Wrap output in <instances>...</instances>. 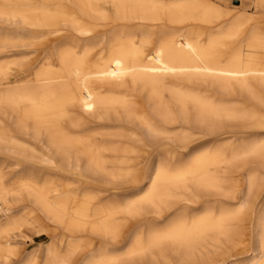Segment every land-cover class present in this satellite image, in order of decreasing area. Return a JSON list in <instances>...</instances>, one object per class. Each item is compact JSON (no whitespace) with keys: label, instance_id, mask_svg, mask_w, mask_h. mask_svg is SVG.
I'll use <instances>...</instances> for the list:
<instances>
[{"label":"bare ground","instance_id":"1","mask_svg":"<svg viewBox=\"0 0 264 264\" xmlns=\"http://www.w3.org/2000/svg\"><path fill=\"white\" fill-rule=\"evenodd\" d=\"M29 1L0 0V16H17L26 21L27 6L24 3ZM38 1L36 9L43 17V23L24 25L55 26L65 16L54 15L52 12L60 8L62 3L70 2L82 16L104 22L105 27L111 26L109 34L113 42L109 46L110 57L100 65L104 77L97 79L90 72L94 65L75 58L73 47L68 43L57 51L56 67L44 68L39 76L27 70L23 78L16 75L13 83L8 80L3 81L5 84L0 82V153L14 150V153L18 151L24 154L31 141V146L39 145L48 154L42 163L59 165L74 177L85 176L88 180L100 182L106 178L125 181L134 177L133 169L124 166L128 163L126 157L122 156L117 161L118 166L108 169V160L103 154L111 151L105 142L97 144L91 134L75 126L71 129L64 127L69 113L67 109L71 106L98 122H111L110 119L114 117L115 120L137 126L141 133L128 137L132 145L123 150L125 155L134 154L135 145L155 151L160 137L173 142L171 137L161 135L169 125L179 124L183 134L194 125L202 133H193L192 136L214 139L230 134L232 138L240 140L235 133L238 130H264V31L252 23L248 12L236 10L238 6L225 11L206 3L171 7L163 0ZM255 3L264 13V0H256ZM179 7L181 10L177 13ZM177 14L180 22L206 24V39L198 41L199 29L195 31L193 28L175 48L171 47V41H161L158 51L143 66L139 47L129 43L126 38L128 27L121 23L137 22L144 25L141 32L149 34L147 26L153 30L160 23H173L172 19ZM72 26L73 32L79 35L95 31V28L80 22ZM28 33L25 29L22 31V35L30 36ZM61 33L55 29L50 35ZM146 43L147 40L143 42ZM114 75L127 76L133 83L146 85L149 93L147 108L135 107L129 96H119L115 100L91 88L94 83H110V77ZM32 77L34 85L19 84L22 79L28 81ZM160 90L168 92V103L163 102ZM229 121L236 123L233 125L236 131L225 127V122ZM183 134V140L176 145L185 153L189 150L190 142ZM106 136L111 138L117 135L107 133ZM258 150L251 148L240 154L230 150L199 151L192 154L186 167L173 172L158 165L149 179L144 178L148 185L140 191L142 200L128 203L123 213L137 216L142 211L141 205L146 203L152 214L162 218L172 210V199H177L191 210L197 209L202 204L199 196L188 190L184 195H181L182 191L180 194L175 191L183 189L186 184H190L195 191H216L221 183L219 166L235 156L264 154V151ZM156 155L158 164L162 160L166 161V157L169 160L175 157L168 151L156 152ZM28 164L29 167L11 174L5 171L7 161L0 159V255L4 264H12V260L13 264H72L76 252L82 248L89 249L91 254L81 264H121L125 260L131 263L148 258L155 263L157 259H164L166 247L178 246L189 250L195 244L206 243L207 239L212 241L213 246L220 239L234 245L245 243L246 229L244 225H236V213H220L202 207L199 215H184L168 222L145 241L139 238L131 240L126 254L108 260V254L112 253L113 248L103 252L91 250L93 242L87 240L83 244L81 235H90L95 226L102 232L99 235L101 238L110 243L117 242L118 225L111 217L113 213L110 204H95L90 196L78 199L79 196L62 193L60 190L48 193L41 184L40 171ZM258 175L257 171L243 175L242 194L239 190L242 187L240 179L232 186L233 200H238L240 205L237 211L245 209L244 221L249 226L250 249L243 264H264V183ZM138 189L134 193L139 194ZM117 190L114 188L113 191ZM20 191L24 192V197L16 201ZM46 222L56 229L49 233V240L44 247L26 251L24 255L14 248L17 233L24 237L25 229L35 231L38 228L43 231ZM53 239L62 240L72 247L66 260H57L51 256ZM229 258L232 256L201 264H232ZM177 264L192 263L185 257L179 259Z\"/></svg>","mask_w":264,"mask_h":264},{"label":"rangeland","instance_id":"2","mask_svg":"<svg viewBox=\"0 0 264 264\" xmlns=\"http://www.w3.org/2000/svg\"><path fill=\"white\" fill-rule=\"evenodd\" d=\"M163 1L167 6L171 7H175L177 5L195 6L206 3L218 8L219 10L225 11L232 10V6H238V9L236 10H244L248 12L252 19V23L259 25L262 31H264V13L256 5V0ZM38 3V0H30L28 3H24L27 6V13L25 14L27 17L26 21L17 16H0V82L5 84L3 81L8 80L13 83V78L16 75H21L20 77L23 78V74L27 70L36 72L39 76L41 70L44 68L50 69L56 67L58 64L56 55L57 51L68 43L73 47L75 58L84 59L85 62L94 65V68L90 70V72L92 71L91 74H94V78L98 79L104 77V75L102 76L103 72L100 70V65L106 63L110 57L109 46L113 42V38L110 37L109 34V28L111 26L105 27L104 22H98L82 16L70 2L62 3L60 8L52 12L54 15L65 16L63 19H60L55 26L38 27L24 25L23 23L34 25H41L43 23V17L36 9V5H38ZM179 10H181V7H179L176 12L179 13ZM172 20L173 23H160V25L153 30L150 26H147L149 34H143L141 31L144 30V25L137 22L121 23L122 25L128 27L129 33L126 35V38L129 39V43H132V45L136 48L139 47L138 49H140V52L142 53L141 62L143 66L147 65L149 60L158 51L161 41L169 40L172 42L171 47L175 48L176 45L186 37L187 33L190 30H193V28L195 31H198L199 29L200 36L198 41L203 42L206 39L207 34L205 33L206 30H204L206 24L194 23L192 21L180 22L179 14L175 15ZM75 22L91 26L95 28V31L87 35L76 34L72 30V25ZM160 27L161 29H159ZM24 29L31 35H22V31ZM55 29L60 30L62 33L59 35H50ZM145 40H147L148 43L143 44ZM84 77L85 76H82L81 78ZM110 78H112L110 83H94L91 85V88L94 89L96 93L112 96L115 100L119 96H129L135 107L140 109L147 108L146 102L148 101L149 93L146 85L144 86V84L133 83L127 76L121 77L119 75H114ZM33 79V77L28 81H26V79H22L19 84L22 86L26 84L32 86L35 82ZM79 79L80 78H78V80ZM159 93L162 95L163 102L168 103V92L160 90ZM67 111L69 113L66 116L64 127L71 129L75 126L78 130H85L84 133L91 134L93 141L97 144L105 142L104 144H107V147L111 151L103 154L104 158L108 160L106 165L108 169L118 166L117 161L122 156L126 157L128 159V163L126 162V165L124 166L128 165L133 169L135 179L133 176L128 178L131 179L129 181L128 179L125 181H114L106 178L100 182L99 180H88L85 176L74 177L72 174H69L64 169L60 168L59 165L42 163L43 160L47 159L48 154H46L45 149L39 145L31 146V141L29 143L30 147H28V151L24 154H19L18 151L14 153V150H12V152L2 151L0 153V159L7 161V168L5 171L11 174L17 171H22L23 168L25 169L29 167L30 165L28 163L35 166V169L40 171L39 174L41 184L48 193L60 190L62 193L77 195L79 196L78 199H81L83 196H90L94 199L95 204H110L113 213V216L111 217L118 225L117 233L119 234V238L116 240L117 242L110 243L106 239L101 238L99 235H101L100 233L102 232L99 231L98 227L94 226L90 231V235L86 233V235H81L83 244H85L87 240L91 241L93 242L91 250H100L102 252L113 248L112 253L108 254L107 258L108 260L113 258L117 259L121 255L127 253L128 242L131 240L139 238L140 240L145 241L155 230L164 228L168 222H173L175 219L184 215L191 217L199 215L201 208L203 207L214 209L215 212L220 213H236V225H244V229H246L244 245H234L232 242L220 239V241L213 246L211 243L212 241L209 239V242L207 239L206 243H198L199 245L195 244L193 246L194 248H190L189 250L178 246H174L172 248L166 247L163 253L164 259H157V262L155 263L148 258L144 260H134L131 263L125 260L121 264H177L179 259L185 257H188L192 264H201L202 262L208 261L214 262L220 258H226L228 256H232V258H229V262L232 264H243L246 262L250 249V241L248 240L249 226L248 223L244 221L245 209L242 212L237 211L239 210L240 205L238 200H233L232 186L237 179H240L242 183L243 175L249 171H257L259 179L262 183H264V154L235 156L230 158L228 162L219 166L221 169L219 170L218 176L221 183L219 186L220 188L216 191L202 189L195 191L192 187H190V184L184 185L182 187L183 189L177 190V192L175 191L177 194L178 192L180 194L182 191L181 195H184L188 190L199 196L202 204L198 205L196 207L197 209L191 210L177 199H172L170 200L172 210L162 218H157L154 214H152L146 203L141 205L142 211L137 216H130L124 214L123 212L125 211L128 203H136L142 200L143 195L140 194V191L142 192V190L147 188V179L153 175L158 165L164 169L170 170V172H173L186 167L195 153L204 150H219L225 152L230 150L236 154H240L242 151H247L251 148H258V151L262 152L264 151V145L262 144L264 139V130L258 131L242 129L236 131V126H233L236 125V123L233 124L229 121L225 122V127L232 129V131H236L235 133H237V137H239L240 140H237L236 137L232 138L230 134L214 139L213 137H201L198 135L192 136L193 133H202V131L196 129L194 125H191L190 129H187L188 131L184 134L183 128L179 124L169 125L166 126L167 131L161 135L171 137L174 139L173 142L160 137L156 144L155 151L144 148L141 145H135L134 148L136 151H134V154L125 155L123 150L132 145L128 137L134 133H141V130H139L137 126L124 121L115 120L114 117L110 119L111 122H98L94 119H90L75 106L69 107ZM107 133H114L117 136L108 138L106 136ZM182 134L186 136L185 139L190 142L189 150L185 153L178 149L176 145L183 140V138H181L183 137L181 136ZM143 143L147 145L145 141H143ZM166 151L172 153L175 156L173 157L174 159L169 160L166 157V161L162 160L158 164L156 152ZM144 178L147 179L145 180ZM137 181H139V183H136ZM144 181H147V183ZM114 188L118 190L113 191ZM87 189L90 191L85 192ZM136 189L139 190V194L134 193ZM239 190L241 194L244 193L243 183ZM217 191H219V193ZM204 192H206V195H204ZM18 193L19 195L15 198L16 201L24 197V192L20 191ZM55 229L54 225L47 222L43 225L44 232L38 228L35 231L33 229H25L23 230L24 237H21L20 233L16 234V237L14 238V248L24 255L26 251H30L37 247H44L49 240V233H52ZM51 245H53L51 246L53 247L51 256L54 259L66 260L68 258L72 248L70 245L58 239H53ZM4 247L7 246L4 245ZM90 254V250L87 248L79 249L76 252L72 264H81L90 257ZM96 254L97 253H95V255ZM11 263L13 264L14 261L12 260ZM0 264H4L1 262V255Z\"/></svg>","mask_w":264,"mask_h":264},{"label":"crops","instance_id":"3","mask_svg":"<svg viewBox=\"0 0 264 264\" xmlns=\"http://www.w3.org/2000/svg\"><path fill=\"white\" fill-rule=\"evenodd\" d=\"M51 249H53V247H51ZM52 252V251H51Z\"/></svg>","mask_w":264,"mask_h":264}]
</instances>
